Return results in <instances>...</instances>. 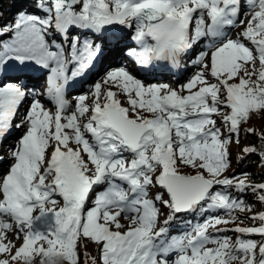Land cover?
<instances>
[{
	"label": "snow or ice",
	"instance_id": "1",
	"mask_svg": "<svg viewBox=\"0 0 264 264\" xmlns=\"http://www.w3.org/2000/svg\"><path fill=\"white\" fill-rule=\"evenodd\" d=\"M16 2L0 147L24 131L0 154V264H264V211L244 199L264 205V182L230 172L233 146L264 166V0Z\"/></svg>",
	"mask_w": 264,
	"mask_h": 264
},
{
	"label": "trees",
	"instance_id": "2",
	"mask_svg": "<svg viewBox=\"0 0 264 264\" xmlns=\"http://www.w3.org/2000/svg\"><path fill=\"white\" fill-rule=\"evenodd\" d=\"M17 2L16 0H0V12H2V17L3 20H11L13 14L16 11L17 8ZM246 145H250L254 142H256L255 138H250L247 139L246 141ZM243 167L249 171L250 169H255L257 171V174L253 173V172H248L251 180H253L254 182L260 183L262 182V179L260 178V175H264V166H262L261 161L259 159V157L257 155H252L249 156L248 159H245L243 162ZM239 174V173H238ZM244 199L253 205V212H260V211H264V205L259 204L256 201V197L250 193L245 194ZM242 216L245 215H252V213H240ZM248 225L251 226L252 221L250 220H245Z\"/></svg>",
	"mask_w": 264,
	"mask_h": 264
},
{
	"label": "rangeland",
	"instance_id": "3",
	"mask_svg": "<svg viewBox=\"0 0 264 264\" xmlns=\"http://www.w3.org/2000/svg\"><path fill=\"white\" fill-rule=\"evenodd\" d=\"M242 12H243V10H242ZM244 19L247 20L248 17H244ZM240 30H241V29H239V28H236V29L232 30V36L235 37V35H236ZM117 64H119V63H114V64H110V65L104 66V67L101 69L100 73H98V74L93 78L92 81L99 79L101 76L104 75V73H105L110 67H115ZM161 79H163V78H161ZM153 80H154V79H151V80H149V81H153ZM169 80H170V81H175V80H173L172 78H171V79L169 78ZM92 81H91V82H92ZM84 90H86V89H83L82 91H84ZM79 93H80V92H79ZM253 123H254L255 126L258 127V128H260V127H264V121H262V120H261L260 118H258V117H254V119H253ZM250 138H255V139H256V137H254V136H243V135H242V136H241V147L246 146V142H245V141H246L247 139H250ZM240 155H241V153H240V149H239L238 147H236V146H233V147H232V167H231V169H230V172H234V173L238 174V173H241V172L243 171V172H247V173H248V172H253V173L257 174V171H256L255 169H250L249 171H247V170L243 167V162H244L245 159H248V157H246V158H244L243 160H241V159H239ZM7 166H8V164L6 165L5 170H6ZM260 178L262 179V182H264V175H260ZM246 214H248V213H246ZM239 215H241V214L239 213ZM241 216H242V215H241ZM242 217H243V216H242ZM162 219H163V218H162ZM161 224H162V220H161ZM245 226H250V225H248V223L245 221ZM221 227H223V226H221ZM228 227H232V225H228ZM228 234L231 235V233H228ZM89 250L91 251V246H90ZM93 254H95V253H93Z\"/></svg>",
	"mask_w": 264,
	"mask_h": 264
},
{
	"label": "bare ground",
	"instance_id": "4",
	"mask_svg": "<svg viewBox=\"0 0 264 264\" xmlns=\"http://www.w3.org/2000/svg\"><path fill=\"white\" fill-rule=\"evenodd\" d=\"M109 60H110V57L105 58V62H108ZM114 63H121V62L119 60H114L110 64H114ZM107 65L108 64L106 63L104 66H107ZM6 162H7V159H6L5 163ZM192 216H195L196 220L200 219L198 213H196V214H182L181 219L183 220L185 217H187L188 219H191ZM193 222H195V221H193ZM185 228H187V224L186 223H181V221L178 220V221L175 222V224H174V226L172 228L171 235H178L179 234V230L185 229Z\"/></svg>",
	"mask_w": 264,
	"mask_h": 264
}]
</instances>
